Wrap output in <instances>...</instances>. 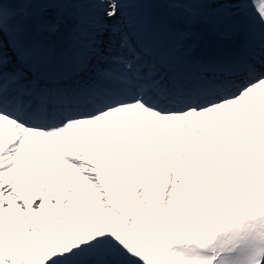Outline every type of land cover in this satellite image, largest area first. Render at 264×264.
<instances>
[{
  "label": "snow or ice",
  "instance_id": "1",
  "mask_svg": "<svg viewBox=\"0 0 264 264\" xmlns=\"http://www.w3.org/2000/svg\"><path fill=\"white\" fill-rule=\"evenodd\" d=\"M0 264H264V0H0Z\"/></svg>",
  "mask_w": 264,
  "mask_h": 264
}]
</instances>
